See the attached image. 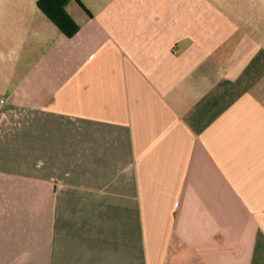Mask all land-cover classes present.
Instances as JSON below:
<instances>
[{
    "label": "crops",
    "instance_id": "obj_1",
    "mask_svg": "<svg viewBox=\"0 0 264 264\" xmlns=\"http://www.w3.org/2000/svg\"><path fill=\"white\" fill-rule=\"evenodd\" d=\"M34 4L0 264H264V0H70L71 38Z\"/></svg>",
    "mask_w": 264,
    "mask_h": 264
},
{
    "label": "rangeland",
    "instance_id": "obj_2",
    "mask_svg": "<svg viewBox=\"0 0 264 264\" xmlns=\"http://www.w3.org/2000/svg\"><path fill=\"white\" fill-rule=\"evenodd\" d=\"M23 15L9 14L0 16V98L16 83L20 74L32 65L33 58L24 62L22 55V26L19 21L23 18H31V10H35L34 0H22ZM32 14V15H31ZM9 22V23H8ZM18 32V33H17Z\"/></svg>",
    "mask_w": 264,
    "mask_h": 264
},
{
    "label": "trees",
    "instance_id": "obj_3",
    "mask_svg": "<svg viewBox=\"0 0 264 264\" xmlns=\"http://www.w3.org/2000/svg\"><path fill=\"white\" fill-rule=\"evenodd\" d=\"M70 0H37V7L46 18L67 38L78 31V24L66 12ZM81 7L82 5L77 2ZM83 8V7H82Z\"/></svg>",
    "mask_w": 264,
    "mask_h": 264
}]
</instances>
